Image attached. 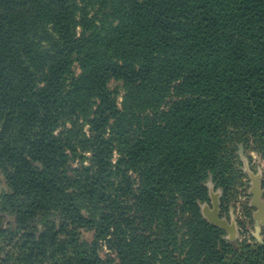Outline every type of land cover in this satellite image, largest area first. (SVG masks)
<instances>
[{
	"label": "trees",
	"instance_id": "1",
	"mask_svg": "<svg viewBox=\"0 0 264 264\" xmlns=\"http://www.w3.org/2000/svg\"><path fill=\"white\" fill-rule=\"evenodd\" d=\"M240 148L264 159V0H0V264H264L246 203L235 240L201 212Z\"/></svg>",
	"mask_w": 264,
	"mask_h": 264
},
{
	"label": "rangeland",
	"instance_id": "2",
	"mask_svg": "<svg viewBox=\"0 0 264 264\" xmlns=\"http://www.w3.org/2000/svg\"><path fill=\"white\" fill-rule=\"evenodd\" d=\"M97 7H94V5H90L88 4V11L90 12L91 15H95V17H97V22L100 26H102V24L104 23V17L102 16V13L100 12H96ZM110 87L117 93V103L118 105L121 104L122 101V94H123V88L122 85L117 82V81H111L110 82ZM239 160L241 162V166L240 169L242 170V173L244 174V186L243 187H239L238 188V194L235 198H231L232 200H229L226 204L225 207H221L220 205V197L221 194L219 195V215L221 217L226 218L227 220H234L237 223V227H238V238L240 237V230H239V226H238V221H244L246 224V219H244L242 217L241 214V208L242 205L244 203L247 204V206H249L250 208H252L249 205L250 199H251V194L248 192L249 188L251 187L250 183H251V177L250 175H252L253 173H256V169L260 166H262L264 159L260 158L255 152H247L245 151L243 148H240L238 153H237ZM116 157V155H114ZM89 154L86 152H80L77 156H74L72 163L73 164H77L78 161H83L84 164L88 163L89 161ZM245 169V171L243 170ZM261 169V168H259ZM250 170V171H248ZM262 170V174L264 175V169ZM249 172V173H248ZM3 183L1 181V177H0V189L2 188ZM210 187H212V191H216L214 190L213 186L210 185ZM204 204V203H203ZM206 205H208L209 207H211V201L210 202H205ZM253 227H251L252 229ZM251 229H249V233L251 232ZM87 238H91V233H85L84 234ZM103 254L108 253L109 250L106 249V247H103L102 250Z\"/></svg>",
	"mask_w": 264,
	"mask_h": 264
},
{
	"label": "water",
	"instance_id": "3",
	"mask_svg": "<svg viewBox=\"0 0 264 264\" xmlns=\"http://www.w3.org/2000/svg\"><path fill=\"white\" fill-rule=\"evenodd\" d=\"M245 171V169H243ZM249 173V172H248ZM255 183H250V185L254 186ZM209 184V196L211 201V207L206 205L205 203L201 205V212L203 216L212 224L222 228L226 232V238L230 240H235L238 238V227L236 221L227 220L224 217L219 215V195L221 192L219 190L212 191V187ZM213 186V185H212ZM249 188V193H253V197H251L249 205L255 209L252 211V219H253V230L250 232L251 235L258 241H261V225H264V202L262 200V190L256 188L252 191Z\"/></svg>",
	"mask_w": 264,
	"mask_h": 264
},
{
	"label": "crops",
	"instance_id": "4",
	"mask_svg": "<svg viewBox=\"0 0 264 264\" xmlns=\"http://www.w3.org/2000/svg\"><path fill=\"white\" fill-rule=\"evenodd\" d=\"M259 168L264 169V162H263L262 166H260V167H258L256 169V173H253L252 175H250V177H251V183L252 184L255 183L254 186L251 185L250 188L253 191L255 189V185H256V188L257 189L262 190V192H263V194H262V200L264 202V175L262 174V170L259 169ZM248 171H250V170H248ZM250 194H251V197H253L254 194L253 193H250ZM252 211H255V209L252 208ZM252 227H253V223H252ZM263 229H264V225H261V231ZM252 230H253V228L251 229V231ZM250 235H251V233H250ZM260 235H261V233H260Z\"/></svg>",
	"mask_w": 264,
	"mask_h": 264
}]
</instances>
